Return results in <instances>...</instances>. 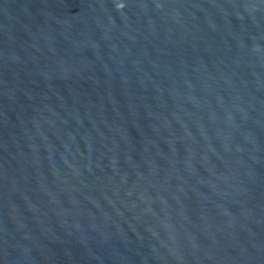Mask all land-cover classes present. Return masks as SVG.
Listing matches in <instances>:
<instances>
[{"label":"water","instance_id":"obj_1","mask_svg":"<svg viewBox=\"0 0 264 264\" xmlns=\"http://www.w3.org/2000/svg\"><path fill=\"white\" fill-rule=\"evenodd\" d=\"M0 264H264V0H0Z\"/></svg>","mask_w":264,"mask_h":264}]
</instances>
